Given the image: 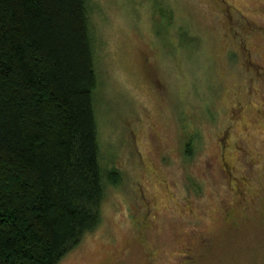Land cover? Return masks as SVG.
<instances>
[{
  "label": "rangeland",
  "instance_id": "1",
  "mask_svg": "<svg viewBox=\"0 0 264 264\" xmlns=\"http://www.w3.org/2000/svg\"><path fill=\"white\" fill-rule=\"evenodd\" d=\"M88 22L101 220L57 264H264V0H88Z\"/></svg>",
  "mask_w": 264,
  "mask_h": 264
},
{
  "label": "trees",
  "instance_id": "2",
  "mask_svg": "<svg viewBox=\"0 0 264 264\" xmlns=\"http://www.w3.org/2000/svg\"><path fill=\"white\" fill-rule=\"evenodd\" d=\"M95 85L88 0H0V264H57L100 223Z\"/></svg>",
  "mask_w": 264,
  "mask_h": 264
}]
</instances>
